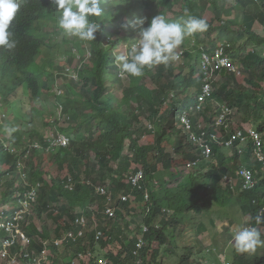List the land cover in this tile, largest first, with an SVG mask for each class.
Wrapping results in <instances>:
<instances>
[{"label": "trees", "instance_id": "obj_1", "mask_svg": "<svg viewBox=\"0 0 264 264\" xmlns=\"http://www.w3.org/2000/svg\"><path fill=\"white\" fill-rule=\"evenodd\" d=\"M171 1L181 0H159L156 6L171 10ZM182 1V10L169 22L186 19L185 10L204 18L205 4L210 3L214 8L213 17L204 18L207 30L185 40L180 61L132 78L121 76L116 56L120 46L129 49L138 37L137 29L125 25L143 17L144 8L136 12L139 1L104 0L101 6L106 16L100 21L96 40L82 42L63 34L57 6L51 0H20L21 11L10 29L16 47L0 49V135L9 136L8 127L15 133L17 127L26 125L30 130L26 142L33 144L38 139L49 152L46 161L57 166H44V155L36 153L39 148L30 152L35 153L33 157H26L29 148L24 147L25 141L16 143V137L0 140V225L13 218L5 207L26 209L21 227L33 240L30 251L39 255L34 261L160 264L161 255L173 253L180 255L179 264H210L207 255L214 250L210 245L205 250L210 238L216 244L213 247L225 255L241 225L258 227L264 236V223L257 225L255 220L257 214H264L263 162L254 159L251 135L259 129L264 138V35L256 30L257 22L264 30V0H239L243 8L240 26L220 6L226 4L222 0ZM159 14L157 8L152 17ZM217 47L229 54L237 72L228 67L209 68V74L203 71L201 60L205 55L211 58ZM61 79V87H57ZM206 85L212 94L207 103L199 105ZM27 98L36 105L28 118H22L17 110L26 111ZM167 101L173 103L172 109L161 113ZM136 102V111L129 116L124 108L129 111ZM224 107L228 113H222ZM220 113L226 116L218 125ZM184 116L190 120L189 127L183 124ZM47 130L53 131L52 136L67 138L69 145L55 151L50 146L55 139L45 138ZM153 134L154 145L141 143ZM166 140L173 143L172 151L164 146ZM35 156L41 157L37 163L43 166L30 164L33 161L27 165ZM179 158L185 163L175 161ZM44 168L60 174L67 171L70 176L47 179L51 171H42ZM175 168L186 172L173 178ZM243 168L260 171L253 189L240 190L245 182L239 175ZM140 171L143 178L134 185L132 178ZM66 177L72 178V192L66 189ZM41 183L43 187H39ZM37 187L40 190L32 201L29 194ZM100 188L108 189L107 195H101ZM25 202L30 203L32 214ZM110 208L113 217L106 213ZM32 216H38L41 231ZM192 216L197 221L191 226L197 241L179 247L177 232ZM83 217L87 225L79 236L83 229L78 221ZM16 239L13 251L1 257L2 264H11L12 259L26 264L21 252L17 254L23 248L21 236L1 227L0 254L8 250L6 240ZM108 248L112 251L106 252ZM255 253L234 249L226 260L264 264V255Z\"/></svg>", "mask_w": 264, "mask_h": 264}, {"label": "clouds", "instance_id": "obj_2", "mask_svg": "<svg viewBox=\"0 0 264 264\" xmlns=\"http://www.w3.org/2000/svg\"><path fill=\"white\" fill-rule=\"evenodd\" d=\"M51 2L57 6L58 26L65 36L82 42L96 40V33L101 28L100 21L106 16V9L101 6L104 0H51ZM20 11V0H0V49L11 50L16 47L10 29ZM185 16L186 19L174 22H169L164 14L152 17L150 23L147 17L128 21L125 27L137 29L138 37L126 53L116 56L121 76L141 78L146 70L162 65L167 67L178 61L180 57L177 50L185 40L208 28L204 18L189 15L188 10H185ZM51 138L55 139L53 142L55 144L61 137L51 135ZM57 145L58 148L67 147L60 143ZM39 146L41 149V144ZM35 193L37 197L38 192ZM255 220L257 225L264 223V214H257ZM233 244L237 252L252 254L264 247V236L258 227L241 225L234 233Z\"/></svg>", "mask_w": 264, "mask_h": 264}, {"label": "rangeland", "instance_id": "obj_3", "mask_svg": "<svg viewBox=\"0 0 264 264\" xmlns=\"http://www.w3.org/2000/svg\"><path fill=\"white\" fill-rule=\"evenodd\" d=\"M137 1H139L141 4L140 5H138V9L136 10V12L138 13V11L140 10V9H142V8H144L145 9V13H144V15H143V17H152V15L154 14V12H155V10L158 8V10H160L161 12H162V14H164L166 17H167V19H172V18H174L175 17V15H176V13H178V12H180L181 10H182V4L184 3V1H180V3H178V2H174V1H171L170 2V6L172 7V9L170 10V8H167L166 6H156V5H158L159 3L157 2V1H150V0H147L146 2L147 3H149V4H145L144 3V0H137ZM222 1H224L226 4H220V6L221 5H224L229 11H230V13L233 15V19H235V22L234 23H236L238 26H240L241 25V23H239V21H240V15H241V13H242V11H243V8L240 6V2L241 1H239V0H222ZM179 4V5H178ZM206 6L204 7V9H206V12H204V18H206V19H209V18H212L213 17V8H214V6H211V4L210 3H208V4H205ZM204 6V5H203ZM202 7V6H201ZM142 17V16H141ZM148 21H149V19H148ZM151 21V20H150ZM150 21H149V23H150ZM219 23L218 22H216V25H218ZM235 25V24H234ZM259 27L256 29L257 30V32L259 33V34H262V32H263V29L260 27L261 25H258ZM201 38H202V36H201ZM200 43V42H199ZM260 50L261 51H263L262 50V48H260ZM118 51H120L118 54L120 55V54H123V53H126L127 51H128V47L126 46V45H122V46H120L119 47V49H118ZM178 51V55H179V60L178 61H180L182 58H183V56H182V54L184 53V51L182 50V49H178L177 50ZM53 52V51H52ZM215 53L217 54H219L220 55V58L224 61V62H226V61H229L227 58H229V54L225 51V50H223V49H220V48H216L215 49ZM75 54H76V52H75ZM88 55V54H87ZM213 56V55H212ZM203 58H208V55H205ZM211 60V59H210ZM219 65L220 64H216V65H213L212 67H210V66H208V65H206L205 63H202V67H204L205 69H208V68H213V67H216V68H219ZM227 66H231V64L230 63H228V65ZM224 67H226V65L224 64L223 65V67L222 68H224ZM146 72H148L149 74H151V73H154L155 72V69H151V70H146ZM241 78V77H240ZM240 82H242V83H244V81H243V79L241 80V79H238ZM150 82H152L150 79H148V86H151V83ZM61 83H62V79L61 80H59L58 81V84H57V87H61ZM56 87V88H57ZM80 92H82V89L80 90ZM192 96V93H190V97ZM172 97V96H171ZM209 97H207V98H204V100H199V105H202V104H204V103H207V99H208ZM116 99V101H119L120 100V98H115ZM152 104H154L155 105V102H154V100H152ZM33 105H36V103H32L28 98L25 100V102H24V108H25V112L23 111V110H21V109H19V110H17V113L19 114V115H21V117L22 118H28L29 116H30V113H31V109H32V107H33ZM172 105H173V103L171 102V101H167V103H164V105L161 107V106H159V103H157L156 104V106H158V107H161L160 108V111H161V113H163V112H168L169 110H171L172 108ZM134 106V108H131L129 111H127L126 110V108H124V110H125V112L130 116V115H132L135 111H136V108H137V106H138V104H137V102L136 103H133L132 104V107ZM149 112H151V110H149ZM7 114V113H6ZM222 115H224V114H221L220 113V116L219 117H221ZM132 117V116H131ZM184 117H186V116H184ZM238 117V116H237ZM12 118H9L8 119V121L7 122H9L10 120H11ZM142 119H144V118H142ZM183 120V119H182ZM6 122V123H7ZM66 125H68L67 123H65ZM183 124L185 125V123L183 122ZM38 126L39 127H41V123H38ZM187 127H189V125L187 126ZM53 131L52 130H47V132L45 133V138H51V133H52ZM254 132H256L257 134H258V136H257V134H252V137H253V139H252V144L255 146V150H253V154L254 155H256L255 156V160L257 161V162H263V164H262V166H261V168H262V174L264 175V138L263 137H261V135H260V133H259V129H256V130H254ZM29 133H30V130H29V127H27L26 125H21V126H19V127H17L16 129H15V133L13 132V131H11V128H9L8 127V135L9 136H2V135H0V140H2V139H8V137H16L15 138V141H16V143H19V142H24L25 141V146L24 147H28L29 148V150H27L26 152H27V154H26V157H29L31 154H30V152L33 150V149H36V148H40V144L38 145L37 143H38V139H34L33 141H35V142H33V144H30L31 142H26L27 140H26V138H27V136L29 135ZM172 135H174V134H172ZM239 136L240 137H242V138H245L244 137V135L242 134V133H239ZM14 139V138H13ZM154 142H155V134H153V135H151V136H148V137H145L144 139H143V141L141 142L143 145H154ZM246 142H247V140H246ZM30 144V145H29ZM57 144H59V140H56L55 141V144H53V142L52 143H50V146H53L54 148L55 147H57V152H58V145ZM7 145H8V147L10 146V142H7ZM173 145V143H171L170 144V142L169 141H165L164 142V146L165 147H167V148H169L168 149V151H172L171 150V148H170V146H172ZM44 152V153H43ZM36 153H39L40 155H44L42 158H43V160H44V162H45V165L44 166H57L56 164H53V163H48L47 161H46V159L48 158V154H45V153H49L47 150H45V149H39L38 151H36ZM35 155V153L34 154H32L31 155V157H33ZM30 157V158H31ZM28 159L27 161H26V163H27V165H29L28 163H29V161L31 162V161H33L34 163H30V164H35V165H39V166H43V165H41L40 163H37L40 159H41V157H39V156H35L34 158H32V159ZM59 159V158H58ZM241 160H242V163L246 166L247 164V157H246V155L245 154H243L242 156H241ZM175 161H179L180 163H181V165L182 164H184L185 163V160L184 159H176ZM22 164H23V162H22ZM176 164V163H175ZM138 167H140V166H138ZM67 169V168H66ZM161 169V168H160ZM42 171H46V172H49V171H51L50 169H48V168H44V169H41ZM182 172H186V169L185 168H183V169H177V168H175V170H174V175H173V178H176L177 176H179L180 174H182ZM260 171H258L257 169L255 170V171H253V173H254V178H253V182L249 185V187H250V189H251V185L253 184V183H256L257 184V177H259V173ZM261 174V175H262ZM52 175H59V176H70V174L68 175V172L67 171H64L62 174H60V173H58L57 171H51L50 173H49V175L47 176V179H50V177L52 176ZM24 178H26V180H27V175H24ZM67 178V177H66ZM262 178H263V176H261V178H260V181L262 180ZM258 180H259V178H258ZM48 182H49V180H47ZM71 181H72V178H67V180H66V185H69L66 189L69 191V192H72L73 190H74V188H73V185L72 184H70L71 183ZM132 183H133V180H132ZM19 185V184H18ZM40 186L39 187H43L44 186V184L43 183H41V184H39ZM39 187H37V188H35L34 189V192H38L39 190H40V188ZM253 189V188H252ZM241 191H243V190H245L244 188H242V189H240ZM107 191H108V189H106V188H100L99 190H98V192L101 194V195H107ZM25 206H26V208H29V211L31 212V214H32V209H31V206H30V203L29 202H25ZM25 210L26 209H21L20 208V205H18V206H16L15 207V209L13 208V205H11V206H8V207H5V211L8 213V212H10L11 213V215H13V218H12V220H6L4 223H2L1 225H0V227L1 228H4L6 231L8 230V231H11L13 234H20L21 236H22V241L20 242V246L21 247H23V248H21V250L19 251V249H18V252H17V254L19 255V252H21V254L23 255V257H22V259L24 260V262L26 263V264H38V262H36V261H34V258H38L39 257V255H37V254H34V252H32V251H30V249H31V247H30V244H31V242H33V240L31 241L27 236H26V234H27V231L26 230H24L21 226L23 225V222L22 221H24V219H23V213L25 212ZM0 212H1V209H0ZM78 212L80 213V214H82L83 212L80 210V209H78ZM107 213V212H106ZM235 214V213H234ZM32 217H34L35 218V216H32ZM38 217V216H37ZM36 217V218H37ZM249 218H250V216H248ZM35 218V219H36ZM85 217H83V218H81L79 221H81L80 222V226H81V228L83 229L80 233H79V236H82L83 235V232H84V229H85V227H86V225H87V219L85 218ZM249 218H246L245 219V221L246 222H249L250 220H249ZM249 220V221H248ZM27 221V220H26ZM245 222V223H246ZM195 223H197V221L195 220V217L194 216H192V217H190V219H189V221H188V224H186V225H183L181 228H180V230L177 232L178 233V240H176L177 241V243H178V246L179 247H183V248H185V247H188V246H191V244H194V242H195V240L197 241V239L195 238V232L193 231V228L192 227H195ZM216 225H217V227H221V225H222V223H221V221L220 220H217L216 221ZM36 226H37V228L38 229H40V231L42 230V228H43V225H42V223H41V221H39V218H37L36 219ZM192 226V227H191ZM221 230V229H220ZM210 231L211 232H215L214 233V235L216 234V231L214 230V229H211L210 228ZM236 232V230L234 231V233ZM101 234V233H100ZM70 236H71V234H70ZM225 239H223V241H224ZM7 243H8V240H6L5 241V244H4V246L6 247L7 246ZM61 243V242H60ZM57 244L59 245V242H57ZM8 245H9V243H8ZM19 245V243L17 244V246ZM207 245H210V247L214 250V252L213 253H209V255H207V257L211 260L210 261V264H219L220 263V261H221V264L223 263V264H231V261H227L226 260V257H227V255L226 254H230V256L229 257H231L232 255H233V252H234V249H235V247H234V244H233V241H232V243H230L229 245H228V249H227V252H226V254L225 255H222V254H220L219 253V250H217V248H214L215 246H216V244L212 241V238H210V240L209 241H207L206 243H205V250L208 248L207 247ZM215 245V246H214ZM214 246V247H213ZM156 248L158 247V244H156V246H155ZM164 247V246H163ZM13 248H11V247H9L8 248V250H6V251H2L1 252V254H0V264H2V258L1 257H3L4 256V253H8V251L9 252H11V251H13L12 250ZM115 251H116V248H113ZM163 249V248H162ZM30 251V252H29ZM106 252L107 251H112V248H108L107 250H105ZM215 253V254H214ZM191 254H192V252H191ZM217 255V256H216ZM259 255H264V247H262L261 249H259L258 250V252H256L255 254H254V256H259ZM179 257H180V255H177V254H170L169 256H164V255H161L160 256V259H159V263L161 264H179ZM194 257V256H193ZM198 255L196 256V258L198 259ZM85 258V257H84ZM215 259H216V261H215ZM88 262V260H86V263ZM20 263V262H19ZM18 263V264H19ZM50 263V261H48V262H46L45 264H49ZM88 264V263H87ZM197 264V263H196Z\"/></svg>", "mask_w": 264, "mask_h": 264}, {"label": "built area", "instance_id": "obj_4", "mask_svg": "<svg viewBox=\"0 0 264 264\" xmlns=\"http://www.w3.org/2000/svg\"><path fill=\"white\" fill-rule=\"evenodd\" d=\"M210 59H211V60H210ZM227 59H228L229 61L224 62V61L220 58V55H219L218 53H217V54L215 53L211 58H210V57L205 58V62H204V63H205L206 65L210 66V67H212L213 65H216V64L218 63V64H220V65H219V68L223 67V65L225 64L226 67H228V68H230L231 70H233V71L236 72V71H237V68L235 69V67L232 65V63H231V61H230L231 59H229V58H227ZM228 63H230L231 66H227ZM232 66H233V67H232ZM219 68L214 67L215 70H219ZM224 68H225V67H224ZM203 71H204L205 73L209 74V68H208V69H205V68L203 67ZM211 94H212V88H211L210 86H207V85H206V87L204 88V93H203V95H201V97L199 98V100H201V99L204 100V98L210 97ZM228 111H229V109H227L226 107H224L223 110H222V113H228ZM225 116H226V115H222L221 119L219 120L218 125L223 124V123H221V120H224V119H225ZM182 121L185 123L186 126H188V125L190 124V120H189L188 117H183V120H182ZM252 134H257V133H256V132H252ZM252 134H251V135H252ZM257 136H258V134H257ZM59 143H60L62 146H64V147H66V146L69 145L68 139H66V138H60V139H59ZM207 154H209V150L207 151ZM239 175H241V176L244 178V180H245V182H244V187H243V188H244L245 190L250 189L249 185L253 182V178H254V174H253V172L250 171V170L247 169V168H243V169H241V170L239 171ZM142 178H143V172L140 171V172H138V173L132 178V180H133V184H134V185H137L138 182H140V181L142 180ZM253 185H254V184L251 185V188L253 187ZM35 197H36V193H35V192H32V193L30 194V199L34 200ZM124 200L126 201L127 198L124 197ZM107 214H109L111 217H113V216H114V211L110 208V209L107 210ZM84 219H85V218H84ZM78 222L80 223L81 221H78ZM9 232H11V231H9ZM17 235H20V234H17ZM20 236H21V235H20ZM100 236H101V234H100ZM21 239H22V236H21ZM17 241H18L17 239H16V240H13V241H8L9 245H8V243H7L6 248L13 247V245H15ZM139 247H141V244L139 245ZM6 256H7V253H4V256H3V257H6ZM39 260L41 261V258H39ZM40 261H36V262H38V264H40V263H41ZM10 263H11V264H18V260H16V259H12V261H10ZM99 264H109V263H108L106 260H100Z\"/></svg>", "mask_w": 264, "mask_h": 264}, {"label": "crops", "instance_id": "obj_5", "mask_svg": "<svg viewBox=\"0 0 264 264\" xmlns=\"http://www.w3.org/2000/svg\"><path fill=\"white\" fill-rule=\"evenodd\" d=\"M242 16H243V14L241 13L239 23H242V22H241V20H242ZM258 25H260V24L257 22V27H256V29L259 27ZM260 27H261V26H260ZM262 29H263V28H262ZM261 35H264V30H263V32H262ZM237 71H238V69H237ZM237 71H236V72H237ZM238 73L240 74V72H238ZM200 108H201V107H200ZM253 184H254L253 186H255L256 183H253Z\"/></svg>", "mask_w": 264, "mask_h": 264}, {"label": "bare ground", "instance_id": "obj_6", "mask_svg": "<svg viewBox=\"0 0 264 264\" xmlns=\"http://www.w3.org/2000/svg\"><path fill=\"white\" fill-rule=\"evenodd\" d=\"M205 62V58H203L202 60H201V63H204ZM202 69H203V67H202Z\"/></svg>", "mask_w": 264, "mask_h": 264}]
</instances>
